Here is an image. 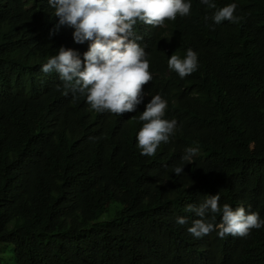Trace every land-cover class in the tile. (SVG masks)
Wrapping results in <instances>:
<instances>
[{"label": "trees", "instance_id": "obj_1", "mask_svg": "<svg viewBox=\"0 0 264 264\" xmlns=\"http://www.w3.org/2000/svg\"><path fill=\"white\" fill-rule=\"evenodd\" d=\"M6 4L45 8V0H0V8ZM239 17L253 39L245 48L252 64L229 69L222 63L215 76L200 59L186 81V105L169 107L177 121L174 139L153 157L136 150L129 117L97 129L79 119L66 122L61 103L67 98L54 84L23 70L3 77L0 264H264V226L247 237L221 239L213 231L192 239L191 219L176 223L190 212L173 208L197 176L219 194L220 205L245 203L264 220V4ZM16 46L0 31V56ZM160 64L161 58L152 61ZM190 147L198 152L182 161ZM177 166H184L180 175ZM164 178L176 192L168 195ZM140 229L147 240L136 234ZM189 242L183 263L164 258Z\"/></svg>", "mask_w": 264, "mask_h": 264}, {"label": "clouds", "instance_id": "obj_2", "mask_svg": "<svg viewBox=\"0 0 264 264\" xmlns=\"http://www.w3.org/2000/svg\"><path fill=\"white\" fill-rule=\"evenodd\" d=\"M260 4L264 0H45L44 9L28 4L23 10L6 4L0 8V31L17 46L0 56V86L5 75L23 70L67 98L61 103L66 122L79 119L97 129L104 121L129 117L136 150L153 157L174 139L177 121L169 107L186 105V81L200 59L215 76L222 75V63L229 69L252 64L245 48L253 39L239 16ZM46 35L54 43H46ZM154 58H161L159 66L152 65ZM197 152L188 148L182 161ZM96 162L97 157L90 163ZM184 166L174 173H183ZM206 166L213 164L207 160ZM164 183L168 195L177 191L173 181ZM219 201L200 177H190L173 207L190 213L176 223L191 219L186 229L192 239L213 231L221 239L247 237L264 226L245 203ZM136 234L146 239L141 229ZM189 245L163 256L183 263Z\"/></svg>", "mask_w": 264, "mask_h": 264}]
</instances>
